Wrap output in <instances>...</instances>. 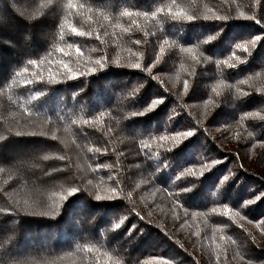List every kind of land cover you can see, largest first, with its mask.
Returning a JSON list of instances; mask_svg holds the SVG:
<instances>
[{
    "label": "trees",
    "instance_id": "obj_1",
    "mask_svg": "<svg viewBox=\"0 0 264 264\" xmlns=\"http://www.w3.org/2000/svg\"><path fill=\"white\" fill-rule=\"evenodd\" d=\"M261 117L264 0H0V264H264Z\"/></svg>",
    "mask_w": 264,
    "mask_h": 264
},
{
    "label": "snow or ice",
    "instance_id": "obj_2",
    "mask_svg": "<svg viewBox=\"0 0 264 264\" xmlns=\"http://www.w3.org/2000/svg\"><path fill=\"white\" fill-rule=\"evenodd\" d=\"M68 7H69V8H75L76 5L69 3ZM80 7H83V5H81ZM122 15H124V16H132L133 13H130V12H124V13H122ZM145 15H146V14H145ZM179 16H180V14L177 13V14H175L174 18H179ZM193 18H194L193 16H187V17H186V19H188V20H192ZM215 18H216L217 20H219V19H225V17H221V16H216ZM132 24L135 25V24H136V21L133 20V21H132ZM70 27H71V26H70ZM71 31H72V33H74L75 35H78V36H83V35H85L84 32H80V31H78L77 28H75V27H71ZM125 31H127V29H125ZM219 35H220V34L217 33L216 36H210V37H208L207 39H205V40L203 41V43H204V44L211 43V42H212L213 40H215ZM61 39H63V37H61ZM259 40H260V37H259V36H257L254 40H252V41H251L252 47H255V46H256V43H257ZM136 43H140V42L137 41ZM165 43H167V41H165ZM69 47H71V45H69ZM239 47H243V46H239ZM247 50H248L247 47H243V51L246 52ZM185 51H187V52H192V49H191V48H188V49H185ZM77 52H79V49H77ZM163 53H164V49L161 48V54H163ZM158 59H159V58H158ZM236 59H239V58L236 57ZM96 63H97V64H100L101 62L98 60V61H96ZM225 63H227V62L225 61ZM65 67H67V66H65ZM132 67L139 68V67H140V64H133ZM229 67H235V64H229ZM53 82H54V81H53ZM29 83H31V82L29 81ZM185 87L187 88V82H185ZM214 91H215V89H214ZM159 103H162V101H161V100H156V101H154V102L152 103L150 109H148V110H153V109H155ZM144 114H145L144 112H141V113H140V115H144ZM261 118L264 119V117H261ZM84 123H89V121H84ZM179 135H182V136H184L185 138H187V137H191V136L193 135V133H192L191 131H188V132L180 133ZM165 139H167V137H165ZM189 171H191V170H189ZM193 174H194V173H193ZM75 191H76L75 189L70 190V191L68 192V195H69V196L73 195V193H74ZM96 199H97V200H100V199H102V197L98 195V196L96 197ZM257 199H259V197H257ZM117 227H119V225H117Z\"/></svg>",
    "mask_w": 264,
    "mask_h": 264
}]
</instances>
